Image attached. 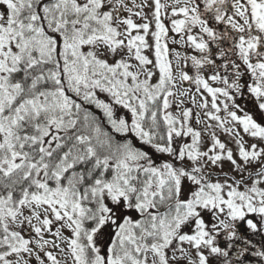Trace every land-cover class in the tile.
I'll return each instance as SVG.
<instances>
[{
    "label": "snow or ice",
    "instance_id": "obj_1",
    "mask_svg": "<svg viewBox=\"0 0 264 264\" xmlns=\"http://www.w3.org/2000/svg\"><path fill=\"white\" fill-rule=\"evenodd\" d=\"M146 7L156 83L150 22L133 19ZM169 11L200 53L180 79L211 95L235 150L215 131L203 150L192 110L168 111ZM245 90L261 120L236 103ZM57 241L72 264H264V0H0V264H62Z\"/></svg>",
    "mask_w": 264,
    "mask_h": 264
},
{
    "label": "rangeland",
    "instance_id": "obj_2",
    "mask_svg": "<svg viewBox=\"0 0 264 264\" xmlns=\"http://www.w3.org/2000/svg\"><path fill=\"white\" fill-rule=\"evenodd\" d=\"M130 1L132 2V0H130ZM135 2H136V4H140L141 0H135ZM161 2L163 3V2H165V0H161ZM147 3L149 5H152L153 0H147ZM167 3L171 4L172 0H167ZM130 5H132V3ZM136 10H138V9H134V11H136ZM143 11L147 14V21L142 20L140 17L133 16V19L137 23H143V22H150L151 23V21H154V19L152 17V12H153L152 7H146L143 9ZM161 19L163 20L165 25L169 28L168 36L165 38V42L168 45V57L172 61V70L176 71L175 72V84H174V89L172 91L173 96L169 97L170 107H169L168 111H170L172 114L174 113L175 115H173V116H177V117L183 119L182 113L185 110H187V109H191L192 111L194 110V112L196 113V116L194 117V114L192 113V115L189 119L190 121L187 122L192 127H193V120L192 119L198 118V114L201 116V118H199L200 121L195 123L194 125L196 126L195 128L197 130L201 131L202 137L204 138L205 143L202 145L203 150H206L207 147L210 145V132L211 131H215L216 134L221 138L222 141L228 143V146L232 147L233 150H235L236 145L232 141V138L228 134L224 133L221 128L216 126L217 122L210 120L206 116V112L213 110L211 108V95L206 90L201 88V90H202L201 92H203V94L200 96L196 90L197 85L195 83L191 84V81L180 79V74L182 72H187L188 75L193 76V77L196 76L197 69L193 66L190 57L192 55L199 56L200 53H198L196 50H194L189 44L182 42L181 41V34L175 33L174 31H172V28H171V12L170 11L168 12V14L166 16H162ZM154 31H155V26H154V29L149 30V33L146 37V40H147L148 45H149V47L145 49L146 52L148 50L150 52L153 50L155 43H154V37L152 36V33ZM135 34H136V32L134 31L133 35H135ZM140 34H143V32H141ZM173 41H175V42H173ZM177 54H179V55H177ZM151 55H152V53H151ZM185 57H188V59H185ZM179 64H180L181 68L179 67V70H178L177 66ZM154 70L159 73L158 68H155ZM157 72H155L154 77H153V79L155 81L158 78ZM200 74L205 76V78H207V77L212 75V70L209 66L208 67L204 66V68L201 69ZM209 83L213 87H223V85L219 81L213 82L210 80ZM192 94L196 95V97L195 98L190 97V96H193ZM205 98H207V100L209 102V106L207 109L201 107ZM194 99H195V105L192 103ZM223 102H224V97L220 96L218 98V103L221 104V106H222ZM236 103H238L245 111L250 112L257 120L262 119L261 114L255 108L254 99H252L250 97V95L247 93L246 90H245V94L243 97L237 95ZM219 114L221 115V113H219ZM224 115H226V113H224L222 111L221 116H224ZM206 124L212 125V128L210 130L206 129L205 128ZM245 139L249 140L250 142H255L252 140V138H250L248 136H245ZM176 140H177V143L182 144L185 142H190V137H180V138H176ZM230 169H231V165H229L228 163H225L224 171L229 172L230 175H234V173H232L230 171ZM216 171L218 172L219 169H216ZM64 234L66 236L71 235L69 230H66ZM26 235H27V233H26ZM45 238L46 239H54V237L51 234H46ZM57 243L59 244V248H56V249L49 248L48 250L54 251V253L57 254L58 258H64L63 255L66 254L65 252H70L66 247V242L57 241ZM61 248L64 249L63 252L60 251ZM22 255H24L25 259H30V264H37V261L35 260L34 257L29 258L27 256V254H22ZM12 259H16V257L13 255ZM64 263L70 264V263H72V261L69 260V258H67L66 260H64Z\"/></svg>",
    "mask_w": 264,
    "mask_h": 264
},
{
    "label": "trees",
    "instance_id": "obj_3",
    "mask_svg": "<svg viewBox=\"0 0 264 264\" xmlns=\"http://www.w3.org/2000/svg\"><path fill=\"white\" fill-rule=\"evenodd\" d=\"M128 3H129V6L131 7V1L129 0L128 1ZM154 26H155V22L154 21H151V23H150V29L149 30H152V29H154ZM148 43V42H147ZM154 43H155V40H154ZM153 51V52H152ZM151 52L148 50L147 52H146V50L145 49H143V54L144 55H147L148 57H149V59L150 60H152V64L151 65H148V66H146L147 67V69H149V70H151L154 74H155V72H157V71H155L154 69L155 68H157V67H155V64H156V60H155V44H154V47H153V50H152ZM151 53H152V55H151ZM168 58V60L170 61V59H169V57H167ZM171 62V61H170ZM132 63L135 65V64H137L138 62H136L135 60H133L132 61ZM171 65H172V63H171ZM172 72H173V76L175 77V72L172 70ZM158 73V72H157ZM153 77H154V75H153ZM153 77H152V79H151V83H156L157 81H158V78H157V80L155 81L154 79H153ZM158 77H159V73H158ZM144 77H143V75L141 76V79H143ZM173 89H174V87H172V91H173ZM101 97L102 98H104V95L103 94H101ZM93 111L96 113V115L97 116H100L101 117V120H103L104 118H103V114L100 112V110H98V109H95L94 107H93ZM118 114H120V115H125L126 114V110H123V109H120V111H119V113ZM104 126L106 127V129L108 130V131H112V129L110 128V126H108L107 124H106V121L104 122ZM117 138L119 139L120 138V136H119V134H117ZM176 142H177V140H176ZM137 143V146H140L139 145V141H137L136 142ZM175 145V144H174ZM157 157H159V159H157V163H159V162H161V160L162 159H168V157L166 156V155H162V154H159V153H156L155 154V156H154V159H156ZM214 179H215V177H213ZM221 178H223V177H221ZM162 211H163V209H161ZM70 231V230H69ZM70 234H71V231H70ZM69 236H71V235H69ZM107 239H108V237L107 236H105L104 238H103V240L104 241H107ZM67 253H70V252H66V254ZM13 257V256H12ZM12 257H9L10 259H12ZM69 260H71L72 261V257H71V254L69 255ZM59 259H61V261H62V264H66V263H64V259L63 258H59ZM70 264H72V263H70Z\"/></svg>",
    "mask_w": 264,
    "mask_h": 264
},
{
    "label": "flooded vegetation",
    "instance_id": "obj_4",
    "mask_svg": "<svg viewBox=\"0 0 264 264\" xmlns=\"http://www.w3.org/2000/svg\"><path fill=\"white\" fill-rule=\"evenodd\" d=\"M222 27V26H221ZM217 63H219V58L217 57Z\"/></svg>",
    "mask_w": 264,
    "mask_h": 264
}]
</instances>
